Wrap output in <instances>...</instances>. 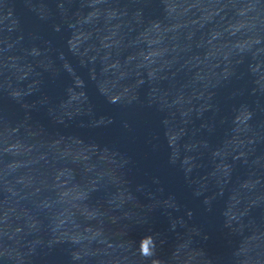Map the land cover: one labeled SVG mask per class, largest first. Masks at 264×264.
Listing matches in <instances>:
<instances>
[{
	"label": "water",
	"instance_id": "water-1",
	"mask_svg": "<svg viewBox=\"0 0 264 264\" xmlns=\"http://www.w3.org/2000/svg\"><path fill=\"white\" fill-rule=\"evenodd\" d=\"M0 264H264V0H0Z\"/></svg>",
	"mask_w": 264,
	"mask_h": 264
}]
</instances>
